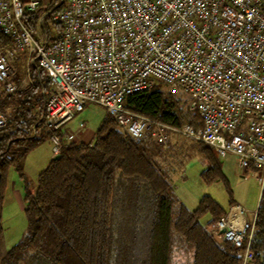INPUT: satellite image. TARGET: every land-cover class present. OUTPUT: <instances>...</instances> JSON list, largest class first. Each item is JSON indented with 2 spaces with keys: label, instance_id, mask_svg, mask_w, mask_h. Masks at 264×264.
Here are the masks:
<instances>
[{
  "label": "built area",
  "instance_id": "1",
  "mask_svg": "<svg viewBox=\"0 0 264 264\" xmlns=\"http://www.w3.org/2000/svg\"><path fill=\"white\" fill-rule=\"evenodd\" d=\"M57 2L58 11L39 18L42 26L62 25L60 39L53 40L51 32L34 35L23 21L39 0H0V95L31 85V68L38 66L52 86L44 126L63 130L86 104L95 103L134 140L149 134L166 144L170 135L185 134L218 159L236 157L243 176L255 172L264 188L263 0ZM21 53L27 54L22 81L14 66ZM159 82L189 99L200 127L173 126L125 107L126 97ZM6 125L0 110V130ZM63 138L72 142L73 135ZM50 139L58 155L62 137L54 132ZM258 208L234 204L211 227L216 238L242 250V264L255 258Z\"/></svg>",
  "mask_w": 264,
  "mask_h": 264
},
{
  "label": "trees",
  "instance_id": "2",
  "mask_svg": "<svg viewBox=\"0 0 264 264\" xmlns=\"http://www.w3.org/2000/svg\"><path fill=\"white\" fill-rule=\"evenodd\" d=\"M39 1V8L23 17L34 35L51 32L48 23L39 24V18L61 8L56 3L47 9L45 0ZM53 27V40H58L62 25ZM16 60L17 67L22 61ZM31 74V85L0 95V110L7 116V125L0 130V239L8 168L21 173L32 148L54 132L62 137L63 147L40 173L35 191L26 185L28 230L20 242L0 254V264L23 260L39 264H242V250L219 240L211 230L228 209L204 196L199 207L190 210L176 195L164 149L167 143L149 134L136 141L110 115L93 143L65 141L62 129L55 131L43 124L52 90L50 78L35 65ZM188 103L183 93L170 91L162 82L125 99V107L139 114L177 127L198 128L201 119ZM200 150L210 164L204 172L210 180L214 177L209 173L219 172V159L208 146ZM206 214L209 219L202 223ZM252 250L251 264H264V188Z\"/></svg>",
  "mask_w": 264,
  "mask_h": 264
},
{
  "label": "rangeland",
  "instance_id": "3",
  "mask_svg": "<svg viewBox=\"0 0 264 264\" xmlns=\"http://www.w3.org/2000/svg\"><path fill=\"white\" fill-rule=\"evenodd\" d=\"M56 3H58L57 0H45L44 5L50 6ZM50 28L51 34L54 36L55 29L52 25ZM26 57V53L19 55L22 62L17 65L18 70L15 65L17 60L14 61L20 81L24 78ZM30 77L32 78L31 73ZM23 88L25 86L21 87V89ZM106 116L107 111L103 106L88 103L63 130L73 135L72 141L74 142L93 141ZM185 125L189 124H184L181 127ZM200 143L180 133L170 135L167 145L164 147L174 190L180 200L188 209L195 210L199 207L204 196H211L225 209H229L230 203L235 202L250 211H255L258 208L262 192L255 172H249L245 177H242L243 174L238 167L236 157L228 156L219 159V172L209 173V176L214 178L208 180L204 177V172L210 168V164L200 150L207 145ZM51 144L53 145L51 139L46 137L35 145L23 160L21 173L15 167H9L7 170L5 197L1 211L3 233L0 239V254L11 249L27 233L29 222L25 211V188L28 185L30 191H35L39 175L46 160L51 156ZM208 219L209 215L206 214L201 218V222L206 223ZM19 264L39 263L36 260H23Z\"/></svg>",
  "mask_w": 264,
  "mask_h": 264
},
{
  "label": "crops",
  "instance_id": "4",
  "mask_svg": "<svg viewBox=\"0 0 264 264\" xmlns=\"http://www.w3.org/2000/svg\"><path fill=\"white\" fill-rule=\"evenodd\" d=\"M62 133H66V132L63 130ZM95 136H96V135H95ZM94 139H95V138H94ZM93 141H94V140H93ZM93 141L84 142V143L91 144V143H93ZM51 145H52V144H51ZM52 147H53V145H52ZM55 156H56V155L53 154V150H52L51 156H49V158L46 160L43 170L49 165V163L51 162V160H52ZM43 170H42V171H43ZM42 171H41V172H42ZM242 177H244V176L242 175ZM32 192H34V190H32ZM259 202H260V201H259ZM258 207H259V205H258ZM229 208H230V207H229ZM228 210H229V209H228Z\"/></svg>",
  "mask_w": 264,
  "mask_h": 264
},
{
  "label": "water",
  "instance_id": "5",
  "mask_svg": "<svg viewBox=\"0 0 264 264\" xmlns=\"http://www.w3.org/2000/svg\"><path fill=\"white\" fill-rule=\"evenodd\" d=\"M58 156H59V154H58V155H56L54 158H58Z\"/></svg>",
  "mask_w": 264,
  "mask_h": 264
}]
</instances>
